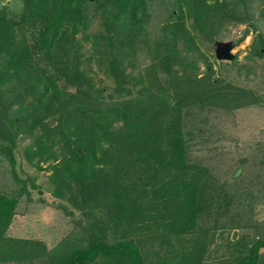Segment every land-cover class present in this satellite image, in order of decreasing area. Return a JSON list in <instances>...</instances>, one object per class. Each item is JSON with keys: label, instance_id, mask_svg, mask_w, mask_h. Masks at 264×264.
<instances>
[{"label": "trees", "instance_id": "trees-1", "mask_svg": "<svg viewBox=\"0 0 264 264\" xmlns=\"http://www.w3.org/2000/svg\"><path fill=\"white\" fill-rule=\"evenodd\" d=\"M89 1L20 0L13 15L0 5V157L15 175L17 133L38 125L43 138L57 133L61 157L50 164V192L86 206V218H94L82 240L67 238L66 246L48 249L41 238L4 235L17 193L0 192V264H200L214 253L212 231L235 225L214 214L224 215L236 203L228 191L223 201L220 188H206L208 167L190 161L188 148L216 110L232 112L259 97L250 88L210 80L208 61L198 76L186 51L198 48L194 28L211 40L225 22L239 18L235 3L170 0L172 21L161 24L167 31L153 39L148 60L136 63L132 57L156 0H93L101 7L103 32L87 30ZM160 1L168 7L169 1ZM80 39L90 44L101 73L118 71L106 97L97 96L91 76L78 69ZM125 65L141 67L133 81L125 79ZM50 115L57 121L46 126L41 120ZM107 230L113 241L105 240ZM261 247L264 235L243 233L223 259L258 264Z\"/></svg>", "mask_w": 264, "mask_h": 264}, {"label": "rangeland", "instance_id": "rangeland-1", "mask_svg": "<svg viewBox=\"0 0 264 264\" xmlns=\"http://www.w3.org/2000/svg\"><path fill=\"white\" fill-rule=\"evenodd\" d=\"M166 1H169L168 7L160 0L150 3L144 27L145 34L142 36L149 40L150 45L147 47L141 37L138 51L135 57H132L134 62H146L148 49L154 44L153 39L157 34L167 31L166 27L161 28V24L172 21L167 11L173 6L170 0ZM232 4L239 18L225 22L211 40L203 39L199 30L194 28L192 32L197 40L194 45L198 48L186 51L189 58H195L194 72L198 76L206 70L208 61L212 68L210 80L219 79L250 88L259 97L258 103L238 107L232 112L216 110L209 116L204 133L195 138L188 148L190 161L208 167L206 188L211 189L216 185L222 191L220 195L223 201L229 192L232 195L231 202L236 203V206L233 205L230 211L226 210L224 215L214 214L220 221L229 219L235 225L231 228L219 227L210 232L213 239L210 246L214 253L208 255L200 264H231V259L224 260L223 257L240 234L245 233L248 237L253 234L264 235V0H233L232 3L229 1L228 5ZM0 5L6 7L7 14L13 15L18 12L21 2L0 0ZM100 10L101 7L93 0L87 2L88 31L103 32ZM184 21V25L190 28L192 18L187 16ZM76 36L79 37L80 33ZM259 36L262 45L259 43ZM216 40L232 42L231 51L234 55L231 59L215 58L213 42ZM79 42L83 45L79 50L81 56L78 69L91 76L92 82L99 88L97 96L106 97L108 92L116 88L114 76L119 75L118 71L109 75L101 73L94 57L90 56V44L81 39ZM180 46L181 42L177 41L176 47ZM256 47H259L260 53L255 52ZM182 52L183 50H180V54ZM123 61L127 63L126 58H123ZM39 63L44 65L46 62L39 59ZM173 67L176 74L182 71V64L177 63ZM140 71L141 67L138 65H125L123 68L125 79L129 81H133L132 75H137ZM66 87L74 89L73 84H66ZM41 121L46 126H52L57 120L50 115ZM118 124L119 121L115 122L114 126ZM42 136V128L39 125L32 133H17L12 153L15 175L11 174L8 161L0 157V192L17 193L13 214L4 235L41 238L48 249L53 246L58 249V244L66 246L67 238L72 241L82 240L87 233L85 230L89 228L88 225L91 226L90 222L94 218H86L89 216L85 213L86 206L77 208L67 199L51 194L50 164L57 162L61 157L62 141L58 140L57 133H49L46 138ZM40 138L45 140L38 143ZM244 194L248 195L247 198H243ZM111 237L112 233L107 230L105 240L113 241ZM259 251L261 261L258 264H264V247Z\"/></svg>", "mask_w": 264, "mask_h": 264}, {"label": "water", "instance_id": "water-1", "mask_svg": "<svg viewBox=\"0 0 264 264\" xmlns=\"http://www.w3.org/2000/svg\"><path fill=\"white\" fill-rule=\"evenodd\" d=\"M232 42L225 40H216L213 42V52L217 59L229 60L233 57L234 53L231 51ZM236 173V172H235Z\"/></svg>", "mask_w": 264, "mask_h": 264}]
</instances>
